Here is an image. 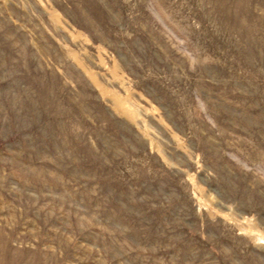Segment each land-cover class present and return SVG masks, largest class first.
I'll list each match as a JSON object with an SVG mask.
<instances>
[{
	"label": "rangeland",
	"instance_id": "rangeland-1",
	"mask_svg": "<svg viewBox=\"0 0 264 264\" xmlns=\"http://www.w3.org/2000/svg\"><path fill=\"white\" fill-rule=\"evenodd\" d=\"M0 264H264V0H0Z\"/></svg>",
	"mask_w": 264,
	"mask_h": 264
}]
</instances>
